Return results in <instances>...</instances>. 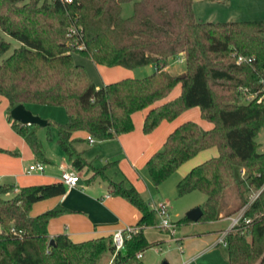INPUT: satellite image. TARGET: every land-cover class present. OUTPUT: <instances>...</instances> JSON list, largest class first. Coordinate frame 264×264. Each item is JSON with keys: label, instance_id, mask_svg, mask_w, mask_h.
<instances>
[{"label": "trees", "instance_id": "obj_1", "mask_svg": "<svg viewBox=\"0 0 264 264\" xmlns=\"http://www.w3.org/2000/svg\"><path fill=\"white\" fill-rule=\"evenodd\" d=\"M124 5L132 6L128 18L122 16ZM192 7V0H0V31L19 44L11 51V44L0 37V97L8 102V118L18 105L26 110L29 105L63 108L68 121L53 125L56 145L73 170L90 171L89 182L107 180L108 193L141 215L137 232L114 264H142L137 254L158 246L143 235L144 228L157 226L156 213L132 186L106 178L116 163L102 169L85 163L75 150V133L109 141L133 132L132 117L147 110L142 129L148 135L162 122L198 108L201 119L214 128L203 131L192 122L178 126L146 164L153 186L158 188L194 157L215 149L217 157L189 170L175 186L178 197L193 192L205 196L198 222L238 213L250 193L264 187V153L255 141L264 131V104L246 101L256 93L262 96L264 23H198ZM74 28L81 29L80 36L68 37ZM75 54L98 67H154V72L97 88L86 69L74 63ZM240 57L251 62L236 63ZM171 64L182 65V73H169ZM178 85L180 97L160 104ZM8 123L46 164L39 127H25L11 118ZM51 126L48 122L45 129ZM232 191L239 203L231 211ZM14 192V187L0 185V264H103L113 254L111 237L81 244L66 235L50 239L47 226L62 209L31 216L35 203L64 196L62 183ZM245 218L253 223L227 235L228 264H264V192ZM182 222L191 223L186 218Z\"/></svg>", "mask_w": 264, "mask_h": 264}, {"label": "crops", "instance_id": "obj_2", "mask_svg": "<svg viewBox=\"0 0 264 264\" xmlns=\"http://www.w3.org/2000/svg\"><path fill=\"white\" fill-rule=\"evenodd\" d=\"M95 68L101 69L99 71L105 73V78L109 76L112 70H123L116 71L120 72L116 74L122 77L121 80L126 78H144L154 72V67L139 68L133 71L124 68H104L96 65ZM105 78L101 79L102 85L100 87L95 84L97 88L110 84L109 81H105ZM180 94L181 87L178 85L168 98L160 104L171 102L179 98ZM8 108L9 105L7 104ZM137 114L141 117L135 123L133 122L135 129L133 133L109 139V141L105 142L97 141L93 145L87 142L88 135L84 132L75 133L72 140L75 142L74 147L77 153L81 154L84 162L89 164L92 169H102L110 165V163H116L106 173V178L109 181L123 182L132 186L141 199L151 207L154 205L149 204V177L146 175V164L150 157L162 151L167 137L184 123L193 122L203 131H210L214 127L201 119V111L198 108H192L171 123L162 122L153 133L144 135L141 127L147 115V110ZM135 115L132 117V121ZM58 149L60 150V148ZM0 150L2 151L3 149ZM215 151L211 155H206L205 159L192 164L182 174V177L187 176L189 170L205 163L207 159L215 158ZM259 153H264V151ZM8 154L0 156V185L14 187V194L21 188L61 183L60 176L63 171H74L68 158L61 150L57 151L53 157H44L47 163L43 164V173L32 175L25 174L27 168L34 163L40 162L31 151H24L23 155L18 157L16 154V157L14 155L15 158H12V153L8 152ZM74 172L77 174L78 179L80 178L79 184L75 189L66 191L63 197L50 198L46 201H41L39 205L35 203V206L33 205L32 207L34 209L33 215L31 209L32 217L44 214L49 212L48 210L55 208L64 211L61 216L49 221L47 227L50 239L66 235L71 242L81 244V242L97 238H110L114 232L128 227L136 228L141 217L139 211L121 198L110 195L108 193L107 180L96 178L94 181L89 182L92 175L90 171L83 169L79 172ZM238 173L240 175V170ZM115 177H118V179ZM9 197L12 198V195ZM150 201L153 202L154 200L150 198ZM227 226V222L219 221L210 222L204 227L194 226L190 229L184 227L181 239L178 241L176 252L178 256L176 258L168 257L166 262L162 264H228L226 247L217 245L220 231L223 227V230H225ZM152 228L148 227L143 230V235L149 243H157L159 247L161 244L168 242L166 239L161 238H159L160 240L149 239L147 233ZM160 233L169 234L167 231L162 230H160ZM169 235L172 238L174 237V234ZM142 255L143 257L140 261L142 264H147L146 262L144 263V253Z\"/></svg>", "mask_w": 264, "mask_h": 264}, {"label": "rangeland", "instance_id": "obj_3", "mask_svg": "<svg viewBox=\"0 0 264 264\" xmlns=\"http://www.w3.org/2000/svg\"><path fill=\"white\" fill-rule=\"evenodd\" d=\"M193 1V16L195 17L198 23H232V22H260L264 23V0H192ZM132 15V6L124 5L122 9V16L128 18ZM0 37L6 42L11 44V51L14 48H17L19 44L13 39H9L5 34L0 31ZM11 51L7 54L9 55ZM74 63L82 66L86 69L87 74L89 75L91 81L97 86H101V79L105 78V73L99 71L101 69L95 68V65L86 60L85 58L75 54L73 55ZM116 71L123 70H112L105 78V81H109L110 84L121 81L120 76H118ZM183 71V66L179 64H171L168 72L173 75H179ZM7 104L6 100L0 97V156L9 153H12V158L22 156L24 151H30L25 145L22 138H20L15 132L12 131L8 123L7 115ZM27 111L35 117L40 118L43 121L49 122L52 126L49 128H38L36 129L38 140L43 148L44 156L53 157L57 151H60L56 146V137L57 132L53 125H63L68 121V117L65 114L63 108H55L49 106H38V105H29ZM141 116L135 115L133 122L135 123ZM133 123V124H134ZM193 123V122H192ZM195 124V123H194ZM143 125V124H142ZM134 129V125H133ZM142 129V127H141ZM135 131V129H134ZM133 131V132H134ZM131 132V133H133ZM143 132V129H142ZM49 133V134H48ZM144 134V132H143ZM146 135V134H144ZM149 135V134H148ZM255 141L259 145V152L264 151V131H260L255 137ZM97 143V142H95ZM214 149L206 150L204 153H200L193 160L189 161L188 164L182 166L178 172L174 174L173 177L165 181L163 184L155 188L149 178V192L150 197L148 198L150 205H157L159 203L164 204L168 208V217L169 222L174 224V237L172 238L169 234H161L159 230L160 219L156 215L157 226L153 227L151 231H148L147 236L151 240H160L166 239V243L161 244L159 247L156 246L153 249H148L144 251L145 260L147 264H162L166 262V258L173 257L176 258L178 254L177 247L178 241L181 239V234L184 230V227L187 229L193 228L194 226L204 227L208 223L200 221L198 223H183L186 214L190 210L195 208H201L205 203V196L199 192L190 193L183 197L177 196V191H175V186L179 180L183 179V173L196 162L205 159L206 155H211L214 152ZM15 155V157H14ZM217 156L215 151V157ZM208 160V159H207ZM111 169V168H110ZM110 169L108 171H110ZM107 171V172H108ZM189 172V171H188ZM147 175V174H146ZM148 176V175H147ZM186 176V175H185ZM184 176V177H185ZM149 177V176H148ZM116 178V177H115ZM118 179V177L116 178ZM10 198V197H9ZM150 198L154 201L151 202ZM229 209L235 210L238 207V199L236 193L232 191L228 197ZM41 204V202L36 203ZM35 206V205H34ZM34 209L32 208V215ZM227 215L222 213L220 217L224 218ZM217 219L216 222L221 221L222 219ZM256 218V217H255ZM210 223V222H209ZM126 229V228H125ZM224 229V227H223ZM223 229L220 231L222 232ZM160 233V234H159ZM172 240V241H171ZM249 241V240H248ZM110 257L104 261L103 264H108Z\"/></svg>", "mask_w": 264, "mask_h": 264}, {"label": "built area", "instance_id": "obj_4", "mask_svg": "<svg viewBox=\"0 0 264 264\" xmlns=\"http://www.w3.org/2000/svg\"><path fill=\"white\" fill-rule=\"evenodd\" d=\"M65 3L70 4L71 0H64ZM81 34V29L80 28H74L69 31L68 37H75V36H80ZM251 60H246L244 58H238L236 63L238 64H243V63H249ZM261 91L260 93L262 96L258 97L259 94H253L250 95V97L247 98V102H250L252 100H256L257 104H264V79L261 80ZM87 142L90 145H93L95 142H97L95 139L91 137H87ZM44 171V165L40 163H34L30 167L27 168L26 170V175H32V174H42ZM245 176V173L243 171H240V177L243 178ZM61 183L65 186L66 191H70L72 189H75L77 185L79 184L80 178L78 179L77 174L74 171L71 170H66L63 171V173L60 176ZM264 192V187L259 190V191H253L250 193L248 196V200L245 206H243L238 213L231 215V216H226L222 219L221 221L227 222L228 226L223 232L219 234V238L217 240V245H220L222 247L227 246V235L235 232L238 230L239 227H247L253 223V220L249 218H245V215L247 211L250 209V207L253 205V202L256 201V199L260 196V194ZM151 209H153L160 219V224H159V230L162 231H167L169 234L173 235L174 231V225L169 222V217H168V208L162 204L159 203L157 205L151 206ZM137 232L136 228L133 227H128L124 230L116 231L112 234L111 240H112V247H113V254L110 257V261L108 264H114L116 255L120 252L123 251L125 242L133 236ZM143 257L142 254H137V259L141 260Z\"/></svg>", "mask_w": 264, "mask_h": 264}, {"label": "water", "instance_id": "obj_5", "mask_svg": "<svg viewBox=\"0 0 264 264\" xmlns=\"http://www.w3.org/2000/svg\"><path fill=\"white\" fill-rule=\"evenodd\" d=\"M184 76L180 77V79H183ZM9 118H11L13 121H16L17 123L21 124L25 127H30L32 125H36L39 128H45L48 122L41 120L38 117H35L31 114V112H28L26 108L22 105H18L14 107L9 113ZM203 213L200 208H195L190 210L186 214V220L193 223H198V221L201 219ZM50 243L53 245L54 242L51 240Z\"/></svg>", "mask_w": 264, "mask_h": 264}]
</instances>
